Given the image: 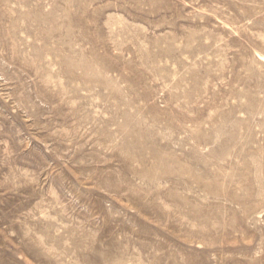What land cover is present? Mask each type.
<instances>
[{"label": "rangeland", "instance_id": "obj_1", "mask_svg": "<svg viewBox=\"0 0 264 264\" xmlns=\"http://www.w3.org/2000/svg\"><path fill=\"white\" fill-rule=\"evenodd\" d=\"M0 264H264V0H0Z\"/></svg>", "mask_w": 264, "mask_h": 264}]
</instances>
